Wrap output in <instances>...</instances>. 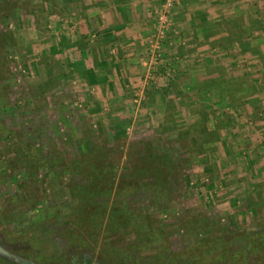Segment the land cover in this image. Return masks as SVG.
<instances>
[{"label":"rangeland","instance_id":"obj_1","mask_svg":"<svg viewBox=\"0 0 264 264\" xmlns=\"http://www.w3.org/2000/svg\"><path fill=\"white\" fill-rule=\"evenodd\" d=\"M131 1L0 0V264H264V0H173L157 53L148 0L130 67Z\"/></svg>","mask_w":264,"mask_h":264},{"label":"crops","instance_id":"obj_2","mask_svg":"<svg viewBox=\"0 0 264 264\" xmlns=\"http://www.w3.org/2000/svg\"><path fill=\"white\" fill-rule=\"evenodd\" d=\"M136 1H137V4L135 5V7L133 5L134 1L128 2L126 3V5H124V8H125L124 16L122 15L120 16L119 14H117L120 12V10H118L117 13L108 12L109 19H111V21L109 20L110 27L108 28L107 31L104 32L105 33L104 35H101L102 37L99 38L100 40L99 45L98 46L94 45L95 47H103V48L109 47L110 43H107V42H109L110 40V41H115L118 44H122V47H128V50L131 51L130 54H132L135 51H139V52L141 51V48L139 49L138 47H142L141 45L142 42H140L137 39V37L139 36L140 31H144L143 30L144 24L146 25V20L148 18L147 6H150V5H146L147 3H149L148 0H136ZM107 10L110 11L112 10V8L110 9V7H108ZM142 10L144 12H142ZM113 14H116L118 18L114 20ZM169 39L171 42H174L173 41L174 37L172 36V34H170ZM178 41H180V44L174 47H179L181 45L182 41L180 39H178ZM178 41H175V42H178ZM89 50L90 49H85V51H89ZM128 56L129 57L123 56V59H121L120 61L122 62L124 61L123 64H125V66L129 64V66L132 67L137 58L134 57L133 54L132 56L128 54ZM109 58L110 57H108L106 60L109 61L110 60ZM109 62L111 63V61ZM121 64L122 63H120V65Z\"/></svg>","mask_w":264,"mask_h":264},{"label":"built area","instance_id":"obj_3","mask_svg":"<svg viewBox=\"0 0 264 264\" xmlns=\"http://www.w3.org/2000/svg\"><path fill=\"white\" fill-rule=\"evenodd\" d=\"M173 6V0H167L164 8L157 15V28L155 33V38L153 41V53L160 51L162 43L167 39L170 41V13ZM173 43L170 41V44Z\"/></svg>","mask_w":264,"mask_h":264},{"label":"water","instance_id":"obj_4","mask_svg":"<svg viewBox=\"0 0 264 264\" xmlns=\"http://www.w3.org/2000/svg\"><path fill=\"white\" fill-rule=\"evenodd\" d=\"M0 251L3 252V253H6V250L3 249L1 246H0Z\"/></svg>","mask_w":264,"mask_h":264},{"label":"trees","instance_id":"obj_5","mask_svg":"<svg viewBox=\"0 0 264 264\" xmlns=\"http://www.w3.org/2000/svg\"><path fill=\"white\" fill-rule=\"evenodd\" d=\"M0 252H1V251H0ZM1 253H3V252H1ZM86 260H87L86 262H88V261H90L91 259H90V258H88V259L86 258Z\"/></svg>","mask_w":264,"mask_h":264}]
</instances>
